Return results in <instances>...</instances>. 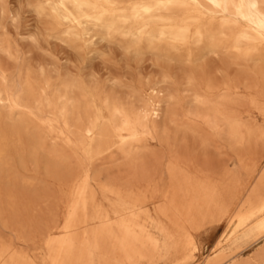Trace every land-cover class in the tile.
<instances>
[{"label":"rangeland","instance_id":"obj_1","mask_svg":"<svg viewBox=\"0 0 264 264\" xmlns=\"http://www.w3.org/2000/svg\"><path fill=\"white\" fill-rule=\"evenodd\" d=\"M118 2L123 6L129 0ZM54 15L46 0H0V258L5 264H51L60 251L65 264H117L121 258L111 249L112 239H99L96 250V233L110 225L96 216L130 219L125 202L140 208L145 236L162 243L165 236L152 222L162 223L172 240L165 253L139 247L132 264H205L220 253L264 264V239L257 240L264 213L231 227L225 217L190 224L173 208L162 213L167 204L179 208L191 200L171 178L174 168L213 181L229 210L245 188L243 201H249L254 184L247 183L246 168L264 156L259 134L264 131V50L243 47L240 52L227 36H220L215 47L206 41L174 42L159 37L156 24L152 39L142 38L137 25L121 22L108 33ZM130 28L132 33L125 34ZM113 104L139 113L157 105L159 114L151 118V129L128 144L113 143L107 127L108 144L96 154V136L86 129L96 111L107 117ZM211 107L226 114L219 111L218 125L210 122ZM236 118L243 134L237 143L229 132ZM80 193L85 203L74 212ZM190 236L196 252L184 239ZM65 237L72 242L57 248Z\"/></svg>","mask_w":264,"mask_h":264},{"label":"bare ground","instance_id":"obj_2","mask_svg":"<svg viewBox=\"0 0 264 264\" xmlns=\"http://www.w3.org/2000/svg\"><path fill=\"white\" fill-rule=\"evenodd\" d=\"M46 3H48L52 7L53 12L55 14V19H63L69 23L77 25L78 27L83 24H93L95 27L97 26L100 29L106 30L109 33L111 31L118 30V27L116 25L118 22H121L123 24H129L131 26L137 25L138 29H140V34L143 35L142 38L145 37L146 39H152L153 37H155L153 31L156 28L154 24H156L158 36L164 39L172 40L174 42L191 43L192 41L195 44H199L206 41L211 47H215L218 44V39L220 36H227L228 39H231L233 44L232 46L239 51L240 49L243 50V47H246L245 49L248 51L249 49L251 51V49L258 50L260 48L261 51L264 50V0H129L128 4L123 6L119 4L118 0H46ZM77 5L82 6L77 7ZM147 9H150V11H146ZM219 15L221 17L217 19ZM196 16L199 17L198 20L196 19ZM88 17H91L92 19H89ZM203 18L208 19L209 25H205L204 27H202L199 24V20ZM131 33V28L125 31V34ZM221 97L225 98L224 96ZM218 101L220 100L218 99ZM218 101L215 102L217 106V103H219ZM198 102H200L202 105L205 103V99L203 101V98H198ZM229 102H231L230 98L228 103ZM253 102L256 101L254 100ZM200 103H198V105ZM213 106L214 105H212V107ZM221 106L225 107V105ZM202 107L204 106L202 105ZM106 110L108 112L107 117L104 115V112L96 111V118L94 119V122L86 129L85 132L89 136H96V154L99 153V151L104 147V145L108 144V138H106L107 127H111V129L113 130V143H118L120 145L128 144L135 141L142 134V131L151 129V118L157 117L159 114V107L157 105H154L151 109H146L145 111L140 113L135 109H127L118 104L108 106ZM215 110V113L211 116L212 118L210 119V122L218 125L223 110ZM219 111H221L222 113ZM228 112L229 114H231L229 110ZM224 117L223 119H226ZM115 118L119 119V124H115ZM232 120L229 122L231 123L229 132L230 135L235 137V142L237 143V141H240V138L242 139V137H239L240 134L243 135L240 131L241 128H239V124L237 123L240 121V119L239 121H236L238 120L236 118L235 120H233L234 122ZM59 134L61 136L66 135L65 131L63 130H60ZM259 134L261 135L260 137L264 138V131ZM205 147H207V145ZM170 174L171 178L175 179L176 181H179L180 189H177L183 194V196L185 195L186 197H190L191 200L189 199L190 201L188 204L185 202L186 205H183L181 203V207L178 208V205L176 204V200L178 198L176 197L175 204L177 206H175L174 203L171 207H169L171 203L169 204V206L167 204L168 207L163 206L164 208L162 209V213L164 215H167L173 209L174 211L178 210L179 212H181V214L183 213V215H186V217L189 218L187 219V221L190 224L197 223L199 222V220L202 221V219H205L208 216H217L220 218V220L225 217L227 221L226 226L231 227L243 221L247 216H250L255 212L262 214L264 213V156L263 158L257 159L248 168H246V177L248 179L247 183L250 185H254L251 186L253 188L251 189L250 195L248 197L249 201H243L245 192L249 190L248 188H245L244 191L239 193L240 198L234 210H229L227 208L225 203V194H219V190L216 187L217 185L215 186L214 183L212 184L213 181L210 183L208 182V180L205 179H203L202 181L195 179L194 176L187 177V174L183 175V171L178 170L177 168H174ZM236 181L239 182L238 179ZM185 185L188 186L186 189L184 188ZM81 193L79 199L72 205V209L74 212L82 204L85 203V199L84 197H82ZM114 202L116 204L117 201L114 200ZM127 203L128 202H125L124 204L122 203L123 211H129L133 213L130 219L121 218L120 220H116L117 222H113L114 220L112 221V219L109 217V215H106V213L97 214L96 219L98 221H101L103 223H110V225L104 227L101 231L96 233V250L99 249L97 246L99 239H112L113 244L111 245V249L115 253L118 252L119 258H121L119 259L117 264H132L131 262L133 259V253L137 249H139V247L144 249L151 247L154 253L168 252L171 248L169 242H171L172 240H170V237L165 234L166 229L162 226L163 224L161 223L160 225L152 222V225L155 227V229L160 234L165 236V240L159 244L152 237L144 235V226L140 224L141 221L139 222L138 220L140 213L138 211L140 210V208L136 206H134L133 208L128 207L129 205ZM150 214L151 213L147 215L151 216ZM117 215L119 216L118 213ZM170 219H173L172 216ZM201 223L202 222L199 223V227L201 226ZM71 227H73V224L69 223L68 221L66 230L69 231L68 229H70ZM191 227H189L190 230ZM256 230L258 231V229ZM73 232L74 231H72V233ZM192 238L193 237L190 236L187 237V239H184L187 240L186 242L188 248L192 247L193 251H195L197 250V245ZM262 239H264V224L257 240ZM48 240H50V242H55L54 239L48 238ZM71 242L72 240H69V238L65 237L63 240L56 242V247L62 249V246ZM217 245L215 246V248H217ZM61 252L62 251L51 257V264H65L64 254ZM168 254H170V252ZM147 257L148 256L146 255L145 258L147 259ZM263 258L264 252L260 255V259ZM0 259L1 262L5 261L2 257ZM258 262V258L249 259L248 261H240L236 259V255L234 254L220 253L205 261V264H258ZM5 263L6 261L4 262V264Z\"/></svg>","mask_w":264,"mask_h":264},{"label":"clouds","instance_id":"obj_3","mask_svg":"<svg viewBox=\"0 0 264 264\" xmlns=\"http://www.w3.org/2000/svg\"><path fill=\"white\" fill-rule=\"evenodd\" d=\"M82 5H77V7H81ZM146 11H150V9H147ZM89 19H92L91 17H88Z\"/></svg>","mask_w":264,"mask_h":264}]
</instances>
